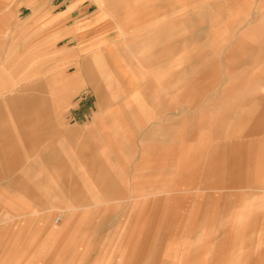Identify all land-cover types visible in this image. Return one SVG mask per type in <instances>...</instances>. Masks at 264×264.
Here are the masks:
<instances>
[{
  "label": "rangeland",
  "instance_id": "rangeland-1",
  "mask_svg": "<svg viewBox=\"0 0 264 264\" xmlns=\"http://www.w3.org/2000/svg\"><path fill=\"white\" fill-rule=\"evenodd\" d=\"M80 30L89 33L79 39ZM189 35L198 37L191 44L205 54L201 62L188 59ZM237 37L244 45L239 49L242 87L255 78L256 88H264V0H0V148L10 143L8 156H0V264H101L99 257L112 241L126 243V264H132L147 237L152 239L145 264H188L182 254L199 251L202 256L192 264H209L215 241L197 242L198 223L180 215L181 206L192 202L187 195L195 197L186 189L196 186V177L166 172L175 147L147 141L144 134L163 110L168 123L161 131L169 141L190 135L193 160L196 151L211 149L220 127L232 126V111L217 106L216 89L233 75L226 65L235 56L225 54ZM200 64L198 73L190 70ZM128 68L139 82L148 78L145 91L153 94L132 105V113L125 103ZM179 69L184 77L204 79L179 86L183 95L173 97ZM155 77L166 78L163 98L154 96L162 84ZM98 84L103 97L97 95ZM200 89L208 90L207 97H196ZM172 97L186 107L172 105ZM23 99L32 102L31 109L20 107ZM29 116L35 123L23 120ZM234 116L241 136L254 131L264 137V122L249 124L247 109ZM200 131H206L201 147ZM263 143L254 145L262 163ZM105 178L113 186L107 202ZM65 224L73 226L66 237L72 240L60 250L54 236ZM259 234L264 236V227L250 246L261 255ZM201 243L208 244L207 258ZM72 247L78 248L76 258ZM246 248L212 264H240Z\"/></svg>",
  "mask_w": 264,
  "mask_h": 264
},
{
  "label": "crops",
  "instance_id": "crops-1",
  "mask_svg": "<svg viewBox=\"0 0 264 264\" xmlns=\"http://www.w3.org/2000/svg\"><path fill=\"white\" fill-rule=\"evenodd\" d=\"M86 32L89 33L88 30H80L78 32L79 39H82L83 35L81 36V34ZM189 36L190 37L188 38V43H190V45L188 46V48H190V54L188 55V59H199V62H201L205 54H197L196 50L194 49L195 47H192V45L196 44H191L194 42L197 43L198 37L192 38L191 35ZM234 41L235 44L231 46V48L225 54V58H227L228 56L231 57V55L235 56V58H231V61H229L226 65L227 74L230 72L234 73V78L233 76L228 77V81L226 82L225 86L216 89V91L218 90L216 93L217 106H220L223 109L227 106L228 108H230V111H232V126L224 128L220 127V130L218 131V136L216 135V140L212 143V146L210 147L211 149H208V147H206L204 153L196 151L198 157H196V159L194 158L193 160V154L191 150L192 142H190V135H188L187 133H183L182 139H179L175 142L169 141V136H167V134H164L163 136L164 132L161 131L162 129L166 128V124L168 123L167 120L164 119L166 118V115L168 113H164L163 110H159L160 115L156 118L155 124L151 126V128L147 131V133L144 134V136H146V138L148 139L147 141L151 142L153 140H158L161 143H167L168 145L175 147V159L171 161L169 165H167V168L165 169L166 172L172 175H180L181 173L186 172L196 177V186L190 185L186 189L190 193H194L195 197L193 198V196L187 195L186 199L190 198L192 202L194 200L195 202H198V204H192V202H190V205L188 206L182 205L180 212V215L183 218L187 219L189 222L198 223V225L193 229V231H195L197 234L196 241H215L216 247H220L223 253L226 254H230V252L236 248L248 247L240 254L245 255L246 251L249 252L248 250H252V246H250V240L253 234L260 233V229L264 227V163H262L261 157L256 156V150H254V145H256L257 142L262 143L264 137H260L259 134L256 135V132L254 131H249V134H242L241 136L239 133V127H237L236 119H234V112L240 109H247V116L244 118H247L249 124L252 121L255 124V122L259 120L260 122H264V88H255V78H250L248 80V88L242 87V81L240 79L241 70L239 63V37H237ZM130 59L131 60L128 62L132 61V58ZM201 68L202 64L199 65L198 70L195 68V66L194 68L191 67L190 70H193V73H198ZM236 72L238 73L236 74ZM124 74L127 77L126 85L128 88V90H126L128 95L125 103L128 105L129 111L132 113V105H134L135 103L138 105H142L145 98H148L153 94H149L145 91L147 87L150 86L148 78H146L145 81L143 80V82H139L136 74H134L133 71H130L129 68L128 71ZM176 74L177 75L174 76L172 84H178V88L175 89L176 94H174L173 97L183 95L180 93L184 89L180 90L179 86H185L186 88H189L188 86H191L192 82H201L204 79L202 75L190 76L189 78L184 77L183 75H181L182 72H180V69ZM155 78L160 80L162 84L159 88H155L154 96L163 98V95H165L166 92V78ZM233 79L235 80V82ZM95 87L98 92L97 95L99 97H103L104 92H102V86L98 84ZM134 87L135 90L133 89ZM207 91V89H200L195 93V95L196 97H207ZM191 92L190 94H188V96L191 95ZM252 94L255 97H253ZM113 96H115V94H113ZM173 97L171 99L172 105H175L176 103H181L180 107L182 105L186 107V102L174 99ZM26 101L27 100L23 99V101H21L20 107L22 109L25 108L26 110H29V108L31 109L33 105L32 102L28 104L26 103ZM181 108H179V106L176 107L175 112H179ZM222 112L224 113L223 110ZM244 118L243 120L245 121L246 119ZM23 120L29 121L32 124L35 123L37 119L35 116H29L24 117ZM126 127H130V125L127 124ZM229 128L231 129L230 132L228 131ZM198 133L199 136L197 137V139L200 140L199 145L201 147L203 143L201 142V137H203V133L205 136L206 131H200ZM128 134L129 132L125 135ZM130 135H132V133H130ZM197 139L195 138V140ZM197 149L198 146L196 150ZM156 150L157 148L155 149V152ZM209 150L211 151V155L208 154ZM9 152L10 143L7 142L0 148V156H8ZM214 153L216 155L215 159L212 156V154ZM209 158L212 161L211 166H208V161L210 160ZM245 162L247 163L246 165ZM256 163H259L260 165L256 167ZM155 166L157 167L158 165L155 164ZM86 167L91 169L90 165H87ZM94 174L97 173L94 172ZM110 186L111 183L108 184L105 178V180H103L102 189L104 194L103 200L106 202V198L107 196H109L108 189L110 188ZM78 189H80V187L75 186V190ZM112 192L113 190L111 191V193ZM173 199L175 200L176 196L172 197V200L170 201V203H172L170 214L172 213L174 215L177 213V210L174 209L175 206L173 205ZM163 200L164 199L161 198L160 201V203L162 204V209L164 207V203H162L164 202ZM136 207H139V205L137 204ZM70 209H72V207H70ZM71 230H73L72 224H65L60 230L55 233L54 237L59 240L58 249L63 250L68 247V243H66L65 241L69 239L72 240V237L68 239L66 238L70 235ZM190 230L191 228H189V231ZM52 231L54 230L50 229V232ZM208 234H214L215 236L208 237ZM150 239H152V237H147L146 242H144V244L140 245L137 248V250L139 249V253L137 258L132 262V264H145L144 257L145 255H147L145 251H147V249L149 248L148 241ZM255 239L263 242L264 236L259 234ZM231 241L235 242H233L230 246L227 245V242ZM108 246L109 247L104 248V256L101 258L99 257V262L101 264H109L111 260L114 259L116 264H126L129 256V254L126 252V243L120 244L117 241H112ZM199 246H201L200 250H202L203 248L206 249V254L204 256H206L207 258L208 244L205 243L204 247H202L203 244L201 243V245H198V247ZM77 247H72V249L70 250L72 252L71 256L73 258H76L77 256ZM202 252L203 251H199L195 253L194 256L191 255L190 252H184L182 254L181 259L183 262L185 261L188 264H192L193 262L195 263L197 257H200V255L202 256ZM251 253L249 254V256L251 255ZM258 254L260 253L258 252ZM263 262L262 264H264Z\"/></svg>",
  "mask_w": 264,
  "mask_h": 264
},
{
  "label": "bare ground",
  "instance_id": "bare-ground-1",
  "mask_svg": "<svg viewBox=\"0 0 264 264\" xmlns=\"http://www.w3.org/2000/svg\"><path fill=\"white\" fill-rule=\"evenodd\" d=\"M255 4V3H254ZM256 6V5H255ZM254 6V7H255ZM255 10H253V12H254ZM259 14V13H258ZM231 16V15H230ZM260 16V15H259ZM231 29V28H230ZM235 40V39H234ZM241 43V42H240ZM253 45V44H252ZM251 45V46H252ZM241 46H244L242 43H241V45H240V47ZM255 46V45H254ZM244 68V67H243ZM251 69H254V68H251ZM238 70V69H237ZM245 70V69H244ZM179 71V70H178ZM250 71V70H249ZM238 72H236V74H237ZM234 74V73H233ZM246 74H247V72H246ZM233 76V75H232ZM237 76V75H236ZM244 77V76H243ZM233 78H234V76H233ZM234 80V79H233ZM258 80V79H257ZM260 80V79H259ZM258 80V81H259ZM264 81V80H263ZM234 82H235V80H234ZM227 86V85H226ZM232 87V86H231ZM230 87V88H231ZM230 88H229V90H230ZM240 88V87H239ZM256 88V87H255ZM227 91V90H226ZM232 91V90H231ZM229 92V91H228ZM253 92V91H252ZM230 93V92H229ZM231 95V94H230ZM253 95V94H252ZM250 96V95H249ZM248 96V97H249ZM253 97H255L254 95H253ZM257 97V96H256ZM232 98V97H231ZM242 99V98H241ZM247 99V98H246ZM233 100V99H232ZM261 101V100H260ZM228 104V103H227ZM230 104V103H229ZM261 104V103H260ZM247 105V104H246ZM242 107V106H241ZM232 108V107H231ZM237 108V107H236ZM236 108H235V110H236ZM140 152V151H139ZM234 242V241H233ZM234 246V245H233ZM232 246V247H233ZM249 252H247L246 251V253H245V255H240V261H241V263L240 264H255V263H259V259H260V256H263L264 254H258V252H256L255 250H254V247L252 248V250H248ZM252 252V253H251ZM251 253V255L249 256V254ZM210 256L208 257V259H209V264H212V263H214V261L216 262L217 260L219 261V260H223L224 259V257L227 255L226 253H223V251L221 250V248L220 247H216V242L212 245V248H211V251H210ZM225 254V255H224ZM264 257V256H263ZM260 262H263L262 261V259L260 260ZM264 263V262H263Z\"/></svg>",
  "mask_w": 264,
  "mask_h": 264
},
{
  "label": "built area",
  "instance_id": "built-area-1",
  "mask_svg": "<svg viewBox=\"0 0 264 264\" xmlns=\"http://www.w3.org/2000/svg\"><path fill=\"white\" fill-rule=\"evenodd\" d=\"M60 220V217L57 218V222Z\"/></svg>",
  "mask_w": 264,
  "mask_h": 264
}]
</instances>
